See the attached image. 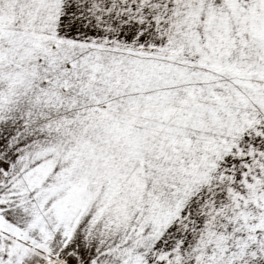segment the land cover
Returning a JSON list of instances; mask_svg holds the SVG:
<instances>
[{
  "label": "snow or ice",
  "instance_id": "obj_1",
  "mask_svg": "<svg viewBox=\"0 0 264 264\" xmlns=\"http://www.w3.org/2000/svg\"><path fill=\"white\" fill-rule=\"evenodd\" d=\"M0 264H264V0H0Z\"/></svg>",
  "mask_w": 264,
  "mask_h": 264
}]
</instances>
